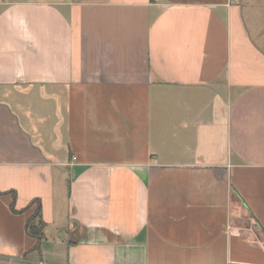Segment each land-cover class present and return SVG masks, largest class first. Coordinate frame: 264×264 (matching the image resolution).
Listing matches in <instances>:
<instances>
[{
  "label": "crops",
  "instance_id": "1",
  "mask_svg": "<svg viewBox=\"0 0 264 264\" xmlns=\"http://www.w3.org/2000/svg\"><path fill=\"white\" fill-rule=\"evenodd\" d=\"M248 4L0 0V264H264Z\"/></svg>",
  "mask_w": 264,
  "mask_h": 264
},
{
  "label": "trees",
  "instance_id": "2",
  "mask_svg": "<svg viewBox=\"0 0 264 264\" xmlns=\"http://www.w3.org/2000/svg\"><path fill=\"white\" fill-rule=\"evenodd\" d=\"M14 195V201L16 198V193L13 192ZM35 205V212L33 215L28 219L26 223V231L29 236L35 238L37 240V244L34 247V250L40 251V244L41 241L44 239V229H45V222L43 221L42 218V206H41V201L39 199H35L32 201L26 208L25 210L29 209L31 206ZM11 208L14 212H17L15 209L14 202L11 205Z\"/></svg>",
  "mask_w": 264,
  "mask_h": 264
},
{
  "label": "rangeland",
  "instance_id": "3",
  "mask_svg": "<svg viewBox=\"0 0 264 264\" xmlns=\"http://www.w3.org/2000/svg\"><path fill=\"white\" fill-rule=\"evenodd\" d=\"M243 1H244V6L248 7V5H249L248 2L251 1V0H243Z\"/></svg>",
  "mask_w": 264,
  "mask_h": 264
},
{
  "label": "built area",
  "instance_id": "4",
  "mask_svg": "<svg viewBox=\"0 0 264 264\" xmlns=\"http://www.w3.org/2000/svg\"><path fill=\"white\" fill-rule=\"evenodd\" d=\"M39 264H44L43 262H39Z\"/></svg>",
  "mask_w": 264,
  "mask_h": 264
}]
</instances>
